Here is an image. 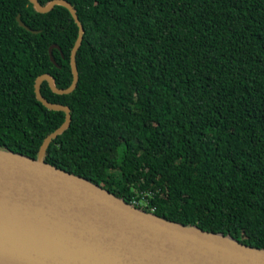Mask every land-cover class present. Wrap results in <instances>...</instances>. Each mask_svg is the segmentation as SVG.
<instances>
[{
    "label": "trees",
    "instance_id": "16d2710c",
    "mask_svg": "<svg viewBox=\"0 0 264 264\" xmlns=\"http://www.w3.org/2000/svg\"><path fill=\"white\" fill-rule=\"evenodd\" d=\"M46 6L52 0H37ZM78 82L44 161L143 210L264 249V0H65ZM31 30L20 27L16 17ZM69 11L0 0V149L36 159L65 114ZM52 50V63L49 48ZM124 148L121 162L119 150Z\"/></svg>",
    "mask_w": 264,
    "mask_h": 264
},
{
    "label": "water",
    "instance_id": "95a60500",
    "mask_svg": "<svg viewBox=\"0 0 264 264\" xmlns=\"http://www.w3.org/2000/svg\"><path fill=\"white\" fill-rule=\"evenodd\" d=\"M39 13L63 6L78 27L70 53L72 82L58 89L50 75L35 80L37 100L65 114L49 134L36 159L0 149V264H264V249L246 246L230 236L163 219L116 197L107 190L44 161L52 140L70 125V110L49 103L40 92L47 82L58 95L74 91L78 82L76 52L83 26L65 0L41 6ZM20 27L32 33L18 15ZM49 48L52 63V50Z\"/></svg>",
    "mask_w": 264,
    "mask_h": 264
},
{
    "label": "built area",
    "instance_id": "2783aa9c",
    "mask_svg": "<svg viewBox=\"0 0 264 264\" xmlns=\"http://www.w3.org/2000/svg\"><path fill=\"white\" fill-rule=\"evenodd\" d=\"M143 201H144V199H141V200H139V202H133L131 205L136 206L140 209H143V207L145 205V203Z\"/></svg>",
    "mask_w": 264,
    "mask_h": 264
},
{
    "label": "rangeland",
    "instance_id": "374dc122",
    "mask_svg": "<svg viewBox=\"0 0 264 264\" xmlns=\"http://www.w3.org/2000/svg\"><path fill=\"white\" fill-rule=\"evenodd\" d=\"M123 152H124V148H121V149L119 150V156H118V161H119V162H121V160H122Z\"/></svg>",
    "mask_w": 264,
    "mask_h": 264
}]
</instances>
